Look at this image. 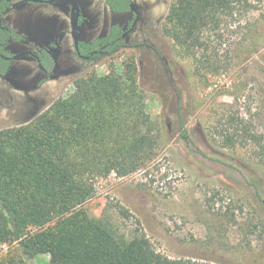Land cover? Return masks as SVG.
<instances>
[{"label":"rangeland","instance_id":"1","mask_svg":"<svg viewBox=\"0 0 264 264\" xmlns=\"http://www.w3.org/2000/svg\"><path fill=\"white\" fill-rule=\"evenodd\" d=\"M174 1L135 0L140 20L127 38L129 45L112 55L87 63L73 60L65 48L59 72L71 75L63 81L38 89L33 81L30 90L22 92L0 79V130L31 121L68 97L79 77L123 72L134 57L146 108L161 127L158 155L131 175L97 179L96 195L85 204L89 215L110 220L129 237L144 230L156 248L172 258L264 264V164L252 142L224 144L231 116L244 118L264 143V0L250 11L237 8L230 26L224 25V41L218 43L220 53L212 69L182 56L164 36L165 17ZM92 3L100 19L110 14L112 19L130 18L120 17L105 0ZM49 7L41 5L18 18L41 16L45 21L53 13ZM180 110L192 145L181 137ZM119 205L129 209L140 226L135 218L123 217ZM19 254L16 242L0 245V258ZM26 264L62 260L58 253H44Z\"/></svg>","mask_w":264,"mask_h":264},{"label":"trees","instance_id":"2","mask_svg":"<svg viewBox=\"0 0 264 264\" xmlns=\"http://www.w3.org/2000/svg\"><path fill=\"white\" fill-rule=\"evenodd\" d=\"M262 1L176 0L165 17L163 34L182 56L212 69L220 53L218 43L224 41V25L230 26L237 8L250 11ZM105 2L112 11L125 13L132 0ZM107 41L114 43L106 55L128 45L118 25L93 45ZM139 80L138 63L131 57L123 72L79 77L68 97L31 121L0 130V245L16 242L20 252L0 258V264H26L44 253L60 254L62 264H216L172 258L159 251L144 230L129 237L110 220L92 218L85 208L96 195L97 179L131 175L158 155L161 127L146 108ZM179 112L181 137L192 145ZM227 123L224 144L252 142L264 164L263 137L251 133L239 116ZM118 207L123 217L135 218L123 205ZM135 221L140 226L139 219Z\"/></svg>","mask_w":264,"mask_h":264},{"label":"flooded vegetation","instance_id":"3","mask_svg":"<svg viewBox=\"0 0 264 264\" xmlns=\"http://www.w3.org/2000/svg\"><path fill=\"white\" fill-rule=\"evenodd\" d=\"M41 5H50L48 12L53 11L45 21L41 16L18 18L23 12H36ZM137 8L139 19L131 30L136 18L131 9L118 13L122 14L120 17L130 14L124 21L112 19L111 14L100 19L92 0H0V79L22 92H28L33 81L35 89L50 81H63L71 75L59 72L60 55L65 48L73 60L87 63L98 53L103 54L99 59L107 56L104 53L114 41L93 44L108 38L115 25L127 42L140 20L138 4Z\"/></svg>","mask_w":264,"mask_h":264},{"label":"water","instance_id":"4","mask_svg":"<svg viewBox=\"0 0 264 264\" xmlns=\"http://www.w3.org/2000/svg\"><path fill=\"white\" fill-rule=\"evenodd\" d=\"M130 9H131V12H133V13L136 15V18H135V20H134L133 26H132V28H131V30H132V29L135 27V25H136V23H137V21H138V19H139V11H138V8H137V4H136L135 2H132V3H131ZM131 30H130V31H131ZM127 33H128V32H127ZM127 33H126L124 36H126Z\"/></svg>","mask_w":264,"mask_h":264}]
</instances>
